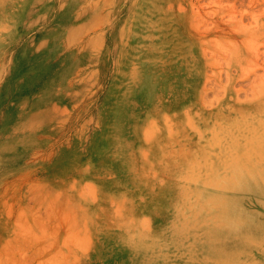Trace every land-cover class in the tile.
<instances>
[{
    "label": "rangeland",
    "instance_id": "rangeland-1",
    "mask_svg": "<svg viewBox=\"0 0 264 264\" xmlns=\"http://www.w3.org/2000/svg\"><path fill=\"white\" fill-rule=\"evenodd\" d=\"M34 1L0 0V264H140L129 238L171 233L157 264H210L184 251L213 194L264 238L238 169L200 167L222 149L187 148L264 112V0ZM245 140L229 159L258 160ZM254 241L225 263L264 264Z\"/></svg>",
    "mask_w": 264,
    "mask_h": 264
},
{
    "label": "bare ground",
    "instance_id": "bare-ground-1",
    "mask_svg": "<svg viewBox=\"0 0 264 264\" xmlns=\"http://www.w3.org/2000/svg\"><path fill=\"white\" fill-rule=\"evenodd\" d=\"M35 1H34V3H35ZM30 9H31V7H30ZM263 113L259 114V113H255L254 109L251 110V113H249V114H251L252 118H250V117L249 118L252 121L251 122H248V121L245 122L246 121L245 120L244 121L245 123L242 124V126H241L242 128L241 127H239V128L235 127L233 129H231L230 131H226L224 133L221 132L219 134V136L217 137V139L220 142H216L217 143L216 145L212 144V142L209 143L208 140H207V143L198 142V143H195L192 146L187 147L188 148V156H189V161L190 162H198V160H200L199 158L204 153L208 152L211 149L213 150L216 147L218 149L221 148L222 150L220 152L219 157H217L214 160H211L210 162L209 161L208 162H201L200 163V167L201 168H206V167L209 168L210 167L211 169L212 168H217V169H219V168H222V169L223 168L238 169L237 170L238 171V176L236 177V179L240 178V180H236L235 179V182H231L228 185V187L230 189L229 192H231L232 194H234V193L239 194V193H241V191H234V190H246V191H242V192H249L252 195H254L255 197L253 198V200L254 201L256 200V202H260V201H257V199L258 200H261V199L264 200L263 199L264 198V128H263L264 127V120L262 118L259 119L260 117L258 118V116L262 117L264 115ZM253 117H256V118H253ZM237 129L242 130V132H244L246 130H250L251 132L255 133V135L254 136H249V138H247L245 140L243 135L240 134V138H238L239 142L237 144L238 140L233 138L232 136H230V133L234 132ZM236 137H238V136H236ZM241 140L248 141L247 148H249L252 151L253 150L255 151L256 155H258V160L249 159V156L246 153L244 155V158H242V159H236L235 160V159H232V158H230V159L228 158L229 156L231 157V155L233 154L235 149H239L240 150L242 148V143L244 141H241ZM245 143L246 142H244V144ZM244 148H246V147H244ZM245 151H247V150H245ZM247 153H249V152L247 151ZM242 154L243 153H241V155ZM252 155H254V153L251 154V156ZM259 156H260V160H259ZM246 158H248V159H246ZM257 167H259L258 170L256 172H253V171H255L254 169L257 168ZM207 172H209V171H207ZM230 172H232V171H230ZM230 172H229V174H230ZM224 177L223 178L219 177V178H221L223 180ZM219 178H218V180H219ZM242 178H243V180H242ZM205 180H204L203 183L206 184V182L208 180L206 182H205ZM209 180H211V178ZM213 181L214 180L209 181L208 184L209 183L211 184V182L213 183ZM216 182L218 183V181L216 180L214 184H216ZM238 183H239V185L235 186ZM218 184H221V183H218ZM215 186H217V185H215ZM231 193L229 195H231ZM199 194L202 195L201 193H199ZM216 194H218V193H216ZM251 194H249V195H251ZM226 195H228V194H226ZM196 196H198V195L196 194ZM212 197L213 198H210L208 200L206 199L205 201H202V202L200 201V203H206V204H208L210 201H212L211 203L213 204L214 207L209 210L210 214H207L203 218L202 222H204V223L198 221L197 224H194L195 226H191L192 227V229H191L192 232L190 233V237H191L192 241L190 240L191 244H189V246H191V248L190 249H186V251H184V249H183L184 253L190 255V253L187 252V251H192V250L194 251L193 247L195 246L197 251H195V253L193 255L194 256H198L199 260L202 263H205V262L211 260L210 264H226L225 262H227V259H225V252L227 253V255H226L227 258L231 259V260H234V259L238 258L240 255L241 256H247L248 253L245 250V248L248 247L250 245V243H253V241H254V237H252V236H254V232L257 230L256 224L245 225V223L241 220L242 218L241 219L237 218L235 220L234 217L229 216V214H233V210H232V206H231L232 201L231 200L230 201L226 200V202L224 203L223 201H218L219 196H216V195L213 194ZM183 199L185 200V198H183ZM184 200H183V202H184ZM188 200H189V198H188ZM239 200H240V204L241 205H242L243 202L246 203V201L243 198H241V197H240ZM237 202L239 203V201H237ZM188 203H189V201H188ZM198 204H199V202H198ZM247 204H251V201L248 202ZM260 205H262V204H260ZM188 207H189V204L187 205V208ZM207 210H205V211H207ZM200 214H202V212ZM184 216H186V215H184ZM186 221H188V220H186ZM185 223H184V226L186 225ZM254 223H255V221H254ZM180 225H182V223ZM188 227H190V226H188ZM193 227L195 228V231H194ZM180 228H181V226H177V224L175 223V224L171 225V227L169 229L175 230V232H173V234H174V233H176V231H177V233H179ZM182 229L185 230V227L182 228ZM187 230L189 231V228H187ZM213 231H214V233L212 235ZM79 235H81V234H79ZM79 235L77 236L76 234H74V237H73V234H72V235H70L71 238H69L70 237L69 235H68V237H67V235H65L64 238L66 240L69 239V241H71V242H68L69 244L71 243L70 244L71 247L74 245V246L80 247V249H81V245L82 244L81 245H79V244L82 243V242L79 243L77 241V239L79 238L78 240L82 239L81 241H83L84 238H83V236L79 237ZM152 236H154V235H152ZM260 236L261 235L258 236V239H257V240H259L258 242L254 241L255 246H261V242H262V240L264 238L262 237L263 239L261 238L262 239L261 240L259 238ZM72 237H73V239H72ZM184 237H185V235H184ZM187 237H189V235ZM55 240H57V239H54V243H55ZM66 240H64L65 243H66ZM61 241H63V240H61ZM72 241L74 242V244H72L73 243ZM174 242H175V240H173V235L171 233L170 234V240L168 242L163 243V244L159 243V242H157V243L156 242H149V243L139 242V243H137V240H135L133 238H129L127 244L126 243L125 244H126L128 250H129L128 252L130 254L135 255L134 258H136L137 254L140 255V257H141L140 261H142V263H140V264H157V262H159V261L160 262L165 261V257L166 256L164 255V253H167L166 251L169 252V251H173L174 250V249L171 250V248H172L171 247V245H172L171 243H174ZM65 243H61V244H63L64 246L67 247L66 251L70 250V247L68 248L69 245L67 246V245H65ZM175 244H176V242H175ZM58 245H59V243H58ZM176 245L182 247V244L180 245L179 242ZM53 247H55V246H53ZM58 247H57V249H58ZM167 247H170V248H167ZM183 247L185 248L186 246L183 245ZM71 249H73V248H71ZM84 249H86V248H84ZM76 250H78V249H76ZM163 251H165V252L163 253ZM70 253H72V252H70ZM167 255H168V253H167ZM211 255H213L215 258L211 259L210 258ZM57 256H59V255H57ZM60 256H62V255H60ZM67 259L68 258L66 257V259H64V260L67 261ZM66 261H65L64 264H67ZM57 262H55V263H57ZM136 263L137 262H135V264ZM61 264H63V263H61ZM162 264H164V263H162ZM230 264H232V262Z\"/></svg>",
    "mask_w": 264,
    "mask_h": 264
}]
</instances>
